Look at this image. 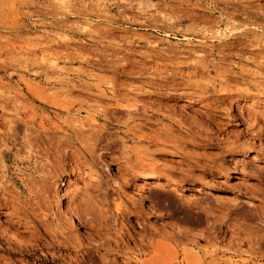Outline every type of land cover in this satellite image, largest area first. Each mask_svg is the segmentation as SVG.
I'll return each instance as SVG.
<instances>
[{
  "label": "rangeland",
  "instance_id": "rangeland-1",
  "mask_svg": "<svg viewBox=\"0 0 264 264\" xmlns=\"http://www.w3.org/2000/svg\"><path fill=\"white\" fill-rule=\"evenodd\" d=\"M0 184V264H264V0H0Z\"/></svg>",
  "mask_w": 264,
  "mask_h": 264
},
{
  "label": "bare ground",
  "instance_id": "bare-ground-1",
  "mask_svg": "<svg viewBox=\"0 0 264 264\" xmlns=\"http://www.w3.org/2000/svg\"><path fill=\"white\" fill-rule=\"evenodd\" d=\"M137 108V107H136ZM241 160V159H240ZM149 167H150V165H149ZM152 167H154V165L152 166ZM151 167V168H152ZM148 168V167H147ZM151 170V169H150ZM151 172H157V171H155V170H153L152 169V171ZM89 181H96V180H99V177L97 176V175H93L92 177H90L89 179H88ZM149 181H153V183L154 182H157V184H165V185H168L167 183H165L164 181H162V179L161 178H159V176H154V175H149V177H147V178H145L144 179V182H149ZM48 182V181H47ZM49 183V182H48ZM50 185V184H49ZM153 185V184H152ZM44 186H46V185H44ZM173 186V185H172ZM46 187H48L47 189L46 188H44V189H46V192H48L47 194H48V196H47V198H48V201L51 199H54L52 196H50L51 195V191H53L54 190V186L53 185H51V186H46ZM66 189V188H65ZM70 189V188H69ZM63 190V193L61 194L62 196H61V199H60V204H62L64 207H65V210H66V212H72V213H74L75 215L74 216H77L78 217V220H79V224L81 223H86L87 225H88V223H89V225L91 224L90 222H91V220H89V219H87V218H85V217H87V216H89V215H92L94 212H92L94 209H92V211H89V210H91L88 206H85V207H82V208H85V209H82L81 208V211H77L78 209L77 208H75V209H77V210H74L75 212H73V210H72V207H68L67 206V204H66V199H67V197L68 196H66V194L68 193V192H65L64 193V189H62ZM5 191V192H4ZM3 192V194H2V196L0 195V205L3 203V204H5L6 206L9 204V201H11V204H9V205H11L12 207H14V205L16 204H14V201L13 200H10V198L8 197V196H5V195H7L6 193H11L10 192V190L8 191V188L7 187H5L4 185H1L0 184V194ZM89 193V192H88ZM76 194V193H75ZM81 196V195H80ZM50 197H52V198H50ZM46 198V199H47ZM85 198V197H84ZM12 199V198H11ZM82 200V199H81ZM28 202V201H27ZM13 203V204H12ZM23 203V202H22ZM25 203V202H24ZM74 203V202H73ZM8 205V206H9ZM24 205V204H23ZM78 205V204H77ZM82 205V204H81ZM25 206L27 207V205L25 204ZM79 206V205H78ZM90 206V205H89ZM16 207V206H15ZM15 207H14V210H15ZM73 207H75V206H73ZM77 207V206H76ZM8 208V207H7ZM93 208V207H92ZM26 209V208H25ZM80 209V208H79ZM118 209V208H117ZM13 210V211H14ZM17 210V209H16ZM112 211V210H111ZM17 212H18V210H17ZM16 212V213H17ZM15 213V212H14ZM35 213V212H34ZM10 214H13L12 212L10 213ZM106 214V213H105ZM17 215V214H16ZM35 215H37V214H35ZM38 216H40V215H38ZM37 216V217H38ZM93 217H94V214L92 215ZM97 217V216H96ZM46 218V217H45ZM25 219V218H24ZM48 219V218H47ZM47 219H42V220H39V224H37V225H35V227H36V229H37V232L39 233L38 234V237L36 238V242L35 243H33L32 242V244H30V242L28 243V238L26 239L25 237H24V235L22 236L21 235V233L19 234V233H10V231H8L7 229H6V231H5V229H4V231L3 232H5L4 234H1L0 233V243H1V241L3 240L2 238H5V235H7L8 234V236L10 235V240H12V242L10 243V245H9V247L10 248H8V250H9V252L12 254V255H21L22 257H26V256H29L32 252H33V250L35 249L34 248V245H35V247L36 246H43V245H49V244H54L52 241V239H51V237H50V230L48 231L46 228H44L45 227V223H46V221H47ZM74 218H72V220H73ZM27 220V219H26ZM96 220V219H95ZM101 220V219H100ZM94 221V220H93ZM97 221V220H96ZM65 222V221H64ZM73 222V221H72ZM93 223V222H92ZM10 224V223H9ZM33 224V223H32ZM163 224H165L167 227H170V228H173V229H175L177 232H179V234L181 233H183V234H185V235H187V236H190L191 235V233L192 232H190L187 228H185L184 226H182L181 224H175V223H172V222H170V220L169 221H167V220H163ZM92 225V224H91ZM90 225V226H91ZM93 225H94V223H93ZM28 227H30V225H29V223L28 222H25L24 223V228H28ZM76 227V226H75ZM8 228H9V226H8ZM49 228V227H48ZM1 229V228H0ZM3 229V228H2ZM64 229V228H63ZM63 229H60L59 231L61 232V230H62V232H63ZM66 229V228H65ZM64 229V230H65ZM123 230V229H122ZM168 230V229H167ZM59 231L57 232V230H55V232L57 233V234H55V235H58V233H59ZM124 231V230H123ZM50 232V233H49ZM61 232V233H62ZM65 232V231H64ZM63 232V233H64ZM61 233H59V234H61ZM127 233V232H126ZM116 234V233H115ZM131 234V233H130ZM123 235V234H122ZM35 236V235H34ZM33 236V237H34ZM54 236V235H53ZM52 236V237H53ZM62 237L64 236V234H62L61 235ZM70 236V235H69ZM63 237L62 238V241L60 240L61 239V237H60V239H59V241L58 242H67V243H65V244H70V243H72V242H70L71 240H70V237L72 238V236H70V237ZM116 236V235H115ZM125 236V235H124ZM133 236V235H132ZM55 237V239L57 238V236H54ZM111 237V236H110ZM12 238V239H11ZM133 238V237H132ZM52 241H51V240ZM57 239V240H58ZM78 239V238H77ZM76 239V240H77ZM129 239H131V238H129ZM129 239H126V240H129ZM79 240V239H78ZM50 241H51V243H50ZM70 243H69V242ZM117 242V241H116ZM142 242V241H141ZM75 243H77L78 244V242H76L75 241ZM56 244V243H55ZM60 244V243H59ZM80 244V243H79ZM110 244V243H109ZM72 245V244H71ZM70 245V246H71ZM81 245V244H80ZM59 246V245H58ZM68 247H69V245H67ZM113 246V245H112ZM126 246H127V244H126ZM136 246V245H135ZM144 246V245H143ZM72 247V246H71ZM76 247V246H75ZM109 247V246H108ZM116 247V246H115ZM114 246H113V248L111 249V251H113V250H115L117 253L118 252H122V253H124L125 251L124 250H122L123 248L121 247V245H120V243L119 242H117V247L115 248ZM70 248V247H69ZM122 248V249H121ZM68 249V248H67ZM128 249V248H127ZM36 250V249H35ZM106 253V252H105ZM134 260V259H133ZM116 261V260H115ZM120 262V261H119Z\"/></svg>",
  "mask_w": 264,
  "mask_h": 264
}]
</instances>
